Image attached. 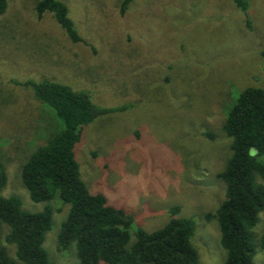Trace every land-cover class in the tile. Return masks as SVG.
<instances>
[{"label": "rangeland", "instance_id": "obj_1", "mask_svg": "<svg viewBox=\"0 0 264 264\" xmlns=\"http://www.w3.org/2000/svg\"><path fill=\"white\" fill-rule=\"evenodd\" d=\"M7 1L0 15L2 195L19 198L30 213L54 209L44 243L50 261L80 264L74 244L58 251L67 207L34 203L22 185V166L62 128L22 85L28 81L87 91L99 107L128 106L84 129L76 148L82 179L134 216L133 233L163 227L179 206L181 218L196 221L200 264H224L218 223L204 216L224 199L217 175L230 154L227 110L245 88H264V0H246L247 11L236 0H134L124 16V0H61L88 45L72 43L52 15L38 21L35 0ZM263 235L264 212L252 231L255 264H264Z\"/></svg>", "mask_w": 264, "mask_h": 264}, {"label": "trees", "instance_id": "obj_2", "mask_svg": "<svg viewBox=\"0 0 264 264\" xmlns=\"http://www.w3.org/2000/svg\"><path fill=\"white\" fill-rule=\"evenodd\" d=\"M133 2H122V16ZM35 3L38 21L52 15L72 43L88 45L64 2ZM236 4L247 11L246 0H236ZM7 7L8 1L0 0V15ZM22 85L31 89L38 103L55 112L62 127L31 154L21 169L23 188L34 203L57 201L61 206L55 209L57 212L67 207L57 238L58 251L74 244L80 264H200L199 249L192 242L196 221L181 218L179 206L169 210V220L163 227L153 232L138 228L133 233L134 216L110 204L105 195L93 194L82 179L76 148L84 129L99 117L123 112L128 106L99 107L89 92L49 80ZM222 132L231 141L225 168L217 175L224 184V199L204 218L218 223L224 264H255L252 231L264 212V88L241 91L227 110ZM206 136L216 138L213 133ZM7 183L6 166L0 156V264H54L44 248L54 209L47 206L39 213L27 212L19 198L2 195ZM261 248L264 250V235Z\"/></svg>", "mask_w": 264, "mask_h": 264}]
</instances>
